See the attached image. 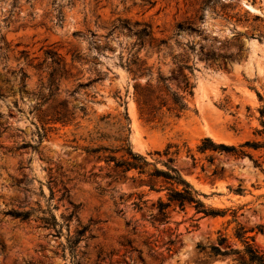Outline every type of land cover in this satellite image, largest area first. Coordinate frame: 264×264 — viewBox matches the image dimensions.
I'll return each mask as SVG.
<instances>
[{
	"label": "rangeland",
	"instance_id": "obj_1",
	"mask_svg": "<svg viewBox=\"0 0 264 264\" xmlns=\"http://www.w3.org/2000/svg\"><path fill=\"white\" fill-rule=\"evenodd\" d=\"M47 50L68 66L72 53L82 60L58 77V90L44 103L48 73L63 65ZM185 76L192 94L183 89ZM137 83L162 89L154 95L166 105L151 120L140 115ZM0 91V264H71L63 250L68 229L48 227L49 210L60 223L73 212L70 235L88 226L77 264H240L199 248L218 231L240 246L237 223L253 229L264 253V232L257 230L264 226V0H0ZM171 92L186 102L178 115L168 110ZM57 101L73 120L45 124L39 141L41 117L51 116ZM119 119L132 149L150 161L159 157L155 150L180 144V173L206 205L226 213L204 216L172 204L159 217L156 202L166 200V190H149L147 177L123 176L74 148L88 145L97 129L116 136ZM204 137L259 147H244V155L199 152ZM139 195L142 209L133 204Z\"/></svg>",
	"mask_w": 264,
	"mask_h": 264
},
{
	"label": "trees",
	"instance_id": "obj_2",
	"mask_svg": "<svg viewBox=\"0 0 264 264\" xmlns=\"http://www.w3.org/2000/svg\"><path fill=\"white\" fill-rule=\"evenodd\" d=\"M45 55L48 57L57 56L59 64L60 61L63 60V65L53 66L52 69L48 73V91L49 96L43 99L44 103H47L49 99L52 98L53 93L58 90L57 79L62 74L68 75L71 67L75 61H81V57L77 53H72L70 66L64 59L59 58V53L56 50H47L45 51ZM139 58L136 57L131 61L133 66H137ZM44 61L37 64V66H41ZM190 69V67H187ZM138 70V69H136ZM133 71V69H130ZM26 73H22V78H26ZM100 79V75L95 79ZM183 89L185 92L192 94L193 85L189 81V77L185 76L184 78ZM162 82L164 83L163 79ZM152 86L151 84L141 85L139 83L135 84V95H136V103L141 116H144L147 120H151L155 118L156 114L166 105L165 100L159 95L155 94V90L162 89ZM167 89V86H165ZM2 93L0 91V97H2ZM169 100L172 106L168 107L169 109L177 111L180 113L183 109L186 108V102L183 100V97L176 94L175 92H171L168 95ZM157 100V103L155 102ZM43 103V104H44ZM159 104V105H158ZM158 105V106H157ZM79 109L83 112V116L87 114V107L85 105H81ZM48 115V114H46ZM261 116L264 118V107L261 109ZM106 116L100 118V121H105ZM125 118H127L125 112ZM42 120V134L39 135V141H41L46 136V127L45 124H57L60 123L62 126H66L73 120V112H69L66 110L62 101H57L53 105V112L51 116L44 118L41 117ZM117 135H109L97 129L94 132L89 133V143L88 145H74L75 149H81L87 155H90L96 159H101L105 163L111 164L114 170L120 172L123 176H126L127 173L131 171H135L139 176H145L148 178V182L142 181V184L147 185L149 190H166V200H162L160 197L156 202V213L159 217H167V209L172 205H177L181 208H184L186 204L193 206L196 213H202L204 216H217L224 215L226 210L217 209L206 205L203 200L200 198V193L189 181H187L179 169L176 166V160L181 152V146L178 143H168L162 150H155L152 155H157L159 157L150 161L146 155H143L139 152H136L132 149L129 139L125 134V131L128 130L123 122L119 119L115 123ZM261 124L263 129L260 130V133L264 134V120H261ZM109 140H113L117 142V145H111L106 143ZM244 147H252L257 148L259 145L255 142L245 141L239 147L235 145H228L225 143H217L213 141L210 137L202 138L199 145H197V150L199 152H205L207 150L211 151H223L226 153H232L236 155H244L246 151L243 149ZM164 156L165 158H161ZM158 164L161 165L158 166ZM131 179L134 180V176H131ZM160 180L165 183V186L156 187L155 182ZM242 188L235 189V192H242ZM66 195V190L63 191L62 196ZM142 195L138 196V199L133 202L134 206L137 209H142L145 204V200L142 199ZM233 217L236 216L237 210L233 209L231 211ZM23 219L28 217V213H20ZM73 216V212L68 214L67 216L61 215L64 223H60L56 217V215L49 210V216L45 217V223L48 227L51 228H63L66 226L68 229L66 242L63 245V250L66 249L69 251L71 256V264H77V249L79 243L82 239L86 238V233L88 231V226H84L82 228H78L75 232L70 235L69 233V221ZM155 218V215L152 216ZM162 222V221H161ZM154 223V221H153ZM258 232H264V226H257ZM60 232V230H58ZM253 229H248L237 223L235 230L233 232V238L239 242L240 246H237L236 243L232 242L228 236L224 233H220L217 239L210 243L209 245H199L200 250L207 249V253L213 257H233L240 264H264V253L261 252L254 245V236L250 234ZM175 243V239H169L167 241L168 247L166 248L167 252L173 250V245ZM103 259L101 254H97V260Z\"/></svg>",
	"mask_w": 264,
	"mask_h": 264
}]
</instances>
